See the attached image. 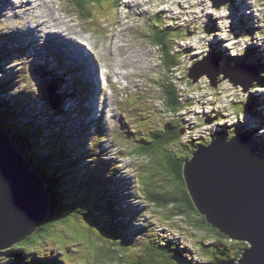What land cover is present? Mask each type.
<instances>
[{"label": "rangeland", "instance_id": "374dc122", "mask_svg": "<svg viewBox=\"0 0 264 264\" xmlns=\"http://www.w3.org/2000/svg\"><path fill=\"white\" fill-rule=\"evenodd\" d=\"M67 1V3H64L63 0H60V3L62 5L69 4V0ZM232 1H234L233 5L235 7H240V10H237V12H240L238 16L234 14V8L231 3L224 5L225 7L216 9L210 0H171L172 4L169 3V0H142L141 7L147 11V14L144 17L141 14L132 16L134 19L129 20V23L125 25L126 29L124 30L125 34L123 37L130 41L128 47L130 49H138V53L140 54H143L140 49H144L147 52L150 49V58H152L150 62H153L144 70L143 74H141L142 76L136 78L135 83L126 80L125 82L128 83L126 87L122 85L123 80L118 82L115 77H112L113 72L123 71L124 68L120 67L116 61L118 48H112L111 43L113 39L109 38L108 41L105 32L116 33L118 31L113 30L117 27V17L119 14L128 16L131 12H134V10L128 7L133 0H120L118 6H114L111 1L92 5L91 9L83 10L87 15V19L84 18L83 21L82 17L80 19L76 18L82 25L90 23V26L85 28V42L87 45L93 47L100 65L106 62L110 66L108 67L110 68L108 80L112 82V87L106 86L101 79L96 82L95 77L94 81L97 85L93 86V80L90 83L91 77L79 65L78 59L75 61L67 59L65 52H61V54L53 51L50 54L51 59L46 57L47 59L44 61L40 60L38 56L35 57V51L39 50L44 54L46 53V44H41L40 40H36L38 35L42 39L47 38L43 29L32 33V39L36 40L37 44H30L33 49L29 52H27L28 50L19 53L12 51L15 49L13 48L15 46L14 38H11L9 41L11 50H0V54L7 55L4 62L3 55H1L2 60L0 64L4 72L0 74V77L6 73L5 77L11 79L8 86L9 90L4 96L11 98L14 104L23 106L21 107L22 109L17 108V114H20L23 118L22 122L25 124L35 122L37 126H44L47 129L46 131L49 132L50 138L47 140L48 137L42 134V142L47 140L46 142L55 143V141L61 140L64 136L62 142L58 143L57 146L55 144H48L45 147L52 148L55 158H63V155H65L64 150L67 151L65 160L68 164L67 157H69V154H75V152L88 153L90 150L93 152L91 155L86 154L81 164L76 167L79 172L75 174L76 177L74 179L69 178L68 171L65 172L66 177L64 182L72 183L78 181L85 183L83 180H79L87 171L86 169L84 170V167L87 169L93 168L99 160L98 156L101 159H107V161L114 159L115 163H117V176H121L122 180L125 181L124 184H120L122 187H118L117 185L114 188L113 186L109 187V192L113 195L114 201L111 199L107 204L109 203V207L113 208L114 218L112 216L113 212L105 210L107 206L104 202H102L101 208L97 207L101 213L94 215V218L89 213H86L90 210L86 209L87 204H83L77 209H70L66 213L67 219L60 225L33 235L32 242L26 244L25 247V253L30 252V255H25L28 260L38 257L43 262L45 258L48 260L52 259L51 257L53 256L61 264H124L123 260H118L117 256L112 257L114 259H110L103 251L114 248L117 240L119 241L120 239L118 238L119 236H126L128 239L136 236V240H138L141 237L139 233H141L142 227H145L146 231H153L154 239L157 240L156 242H166L170 246H178L175 244V239H178V244H184V247L189 250L186 256L191 258L196 254V256L201 257V264H208V262L212 261L211 258L209 260L206 258L207 254L201 249L202 243L224 245L229 248L228 250L232 259L238 258L236 257V253L240 246H247L245 241L243 242L244 244L234 240L228 242L227 239L229 238H222L211 230L198 228L197 223H199V218L195 214H189V216L184 214L179 215L180 211L177 207L161 204L160 206L162 207L158 208L145 198L144 193L146 192L142 189L140 182H148L150 186L148 187L147 183V189H152L153 191L165 189L172 192L175 190L174 183L166 177L161 156H167L169 151L173 149L177 152H181L182 149L187 150L188 147L184 146L183 143L189 138H186V136L182 137L183 143L179 141L174 144L173 148L165 145L162 147L160 145L155 152L147 156L136 153L135 149L138 146L135 145L134 141L136 139H147L151 135V130L161 128L160 126L166 121H173L177 116L167 111L163 102V97L168 92L166 91V87L170 85V80L174 77H172V73L166 71L162 66L160 62V50L156 44L153 43V46L150 39L152 31L149 26L154 25L155 14L161 13L162 15L158 16V20L164 23H170V20L174 18V21H172L173 26L181 30H171L170 33L172 35H182V31H186L185 38L177 40L176 43V46L183 50V54L187 52V56L182 64V69L176 74L177 79L175 82L183 89L182 94L186 96L187 101L191 102L194 100V104L185 107L178 114L180 115L179 120H182L186 124L190 122L194 124L198 120L211 116L214 112L213 109L227 107L226 93L234 91L227 83H222L215 92V95H212V90L206 86V82L204 81L199 80L195 85L189 86L184 80V70L190 65L195 55L196 57L203 56L209 51V42L218 43L222 48H226L224 47V42L226 45H233V52L238 53L242 52L247 45L250 46L251 43L259 47L261 45L264 46V35L261 32V23H264V0H247L246 2L242 1V3L241 0ZM16 3L18 2L15 0ZM18 4H21V10L18 7L14 11L15 13L9 14L10 9L7 7L5 17L0 16V38H8L12 33L14 34L15 32L13 31L15 29L25 24L27 16L30 18V22H32L34 13H23L27 9L26 5L21 2ZM169 5L172 6V11H168ZM101 6L103 7L100 8ZM52 7H54V1L50 0L47 8L53 11ZM245 10H247L245 14L251 19L252 17L258 18V25L257 22L253 23L254 21L249 19L248 23L242 24L243 21L241 19ZM224 14H227V17H223ZM61 19L70 24H72V21L76 23L67 12L64 13V16H61ZM61 19H57L56 21L60 22ZM33 24L38 26L36 20L33 21ZM60 25L62 26V24ZM213 25H218L220 29H216ZM104 27H106L105 31L102 30ZM251 28H255L253 29L254 31H251ZM21 32H24V30L21 29ZM114 39L116 44H120L123 41L122 38ZM235 39V43L230 41ZM22 41L28 43L31 40L30 38H26V40L23 39ZM103 41L106 42L103 43L104 47H109L105 53L101 50ZM3 43L5 44V41ZM62 47L64 46L57 44L54 46V49ZM82 51H84L83 48H77L78 58L84 64H93L94 61L90 57H88V60L80 57ZM129 55L122 54L123 63ZM24 57H27V61H25ZM60 58L63 61L62 66L58 63ZM32 62H35L36 65L23 68L24 64ZM49 67L62 72L61 75H67L63 76L61 89L66 88L70 96L67 98L68 100H65L66 102L62 111L50 108L46 100V84L50 80V77H48L50 69H47L45 73L44 68ZM92 67L95 71V66L92 65ZM129 72L135 74L134 69H131ZM36 73L42 76L45 73V77L39 78L40 76ZM86 76L88 77L86 78ZM164 76L166 77L164 78ZM76 79L79 80L78 85L75 83ZM64 82H67V84L63 85ZM98 86H101V90L104 92L102 97L106 101L99 94L97 90ZM103 86H106V88H103ZM144 88L148 90L145 91ZM74 91H77L75 95L71 94ZM261 92L264 93V88ZM22 94H25L26 97L23 98ZM92 102H95V107L94 105L92 107ZM76 103L77 105L74 106ZM108 104H111L113 110L106 109ZM75 111L77 112L74 115ZM108 113L112 115L108 116ZM215 122L216 120L213 121V123ZM46 123H52V125L47 126ZM253 124L257 126L258 122H254ZM208 127L195 129L190 126L187 128V135H198ZM98 130L100 131L99 133ZM52 132L54 135L51 134ZM98 134L101 140H99V145L96 147L92 144L94 137H98ZM253 141L257 147L259 142H255V138ZM111 145L113 149L109 154H102ZM118 153L120 154V158L117 157V161L115 157ZM49 161L54 162V159H49ZM74 163L73 161L72 164ZM152 169H160V171L158 174L152 176ZM77 175L82 176L77 178ZM104 181V183L107 182L106 178ZM89 185L93 186L94 184L90 183ZM100 185L106 186L103 183ZM113 189H117V191ZM119 214H123V219L119 218ZM104 220L115 223L111 224L112 226L108 224V227L112 229L111 231L115 232L113 239L115 242L108 238ZM39 235L41 238H37ZM189 241L191 244L194 243L192 247L188 246L190 245ZM11 247L7 249V258L9 260L11 258ZM117 247L121 249L120 245H117ZM176 255L178 261L173 258L172 262L182 264L179 261L178 254ZM131 258L135 257L132 256ZM131 258L124 256L125 264ZM18 260L15 262L16 264L25 263L22 258Z\"/></svg>", "mask_w": 264, "mask_h": 264}, {"label": "water", "instance_id": "95a60500", "mask_svg": "<svg viewBox=\"0 0 264 264\" xmlns=\"http://www.w3.org/2000/svg\"><path fill=\"white\" fill-rule=\"evenodd\" d=\"M211 1L219 7L229 0ZM215 65L213 57L205 58L190 68L188 76L194 82L205 74L216 86L220 71ZM254 74L232 67L223 71V78L247 88ZM48 101L52 107L59 105L55 86H49ZM247 141L244 133H237L230 140L218 137L200 147L187 163V190L208 223L231 239L248 243L235 264H264V156ZM48 202L40 178L0 127V264H14L7 249L35 232Z\"/></svg>", "mask_w": 264, "mask_h": 264}, {"label": "trees", "instance_id": "16d2710c", "mask_svg": "<svg viewBox=\"0 0 264 264\" xmlns=\"http://www.w3.org/2000/svg\"><path fill=\"white\" fill-rule=\"evenodd\" d=\"M102 2L103 0H78L75 4L76 8L82 13H84L83 10H87L88 4H91L92 2ZM82 13V14H83ZM85 14V13H84ZM83 14V15H84ZM85 16V15H84ZM167 33L168 32H160L161 35H158L156 37L157 40H154L155 43H157L160 46V52L162 55V65L168 66L170 63L174 62V57L171 55L172 52L168 48L167 40ZM1 82V81H0ZM5 87V84H3ZM2 87L0 85V95H4L3 91H6V88ZM167 94H168V106L171 110L176 109L177 106V98L175 92L167 86L166 88ZM3 99H6L4 97H0V127L4 130L6 136L9 138V140L13 143L16 149H18L19 153L22 155L29 167L31 166L33 171L35 173H38L43 180V184L45 187V190L47 192V195L49 197V202L47 206V214L42 221V223L39 225V227L35 230V232L26 237L21 242L16 243L11 248V258L10 260L13 262L19 261L18 259L22 258L26 262V264H56L57 262L60 263V261L53 256L52 259H46L41 262L39 258L36 260L32 259L28 260L25 255L29 254L25 253V247L26 244L32 242V238L34 234L42 233L46 229L55 228L58 225H60L62 222H64L67 219L66 213L70 209H77L81 207L83 204H87L86 209L88 210L86 213H89L91 216L98 215L101 212L98 210L97 207H102V202L105 203L107 208L105 210H109L113 212L112 216H114V210L112 207H109V200L112 199V194L109 192V186H111V182L107 177V175L97 166L96 169L88 170L84 174V179L88 181H93L96 186H87L86 183H80V182H72L67 183L64 182L65 179V168L68 164L66 162V157L64 155L63 158H57L55 161V154L52 150V148H46L45 142H42V134L43 129L41 126H37L35 122H30L25 125V127H21L24 129L20 130V134H16L13 129L12 121L15 119L17 121L18 117L20 115H17L16 108H21L18 106V104H14V101L6 102ZM7 101H10L6 99ZM20 112V111H19ZM16 123V122H15ZM14 123V124H15ZM19 124H21L19 122ZM35 125V126H34ZM52 125V123H51ZM33 126V127H32ZM40 135V136H39ZM41 137V138H40ZM179 139V129L176 128V126H172L168 124L163 131H151L150 137L147 139H144L145 144L140 145L137 149H135L137 154H150L155 152L158 149V145L161 146L164 145V143H172L177 142ZM142 143V142H141ZM163 147V146H162ZM47 150V151H46ZM41 151V152H39ZM173 153V152H172ZM190 154H185L183 156H177L176 154H168L167 156H161V160L163 162V168L164 172L167 175L166 177L170 179L171 182L174 183V191L170 192L165 189H160L159 191H153L152 189H147V183H145L146 192L147 195H145V198L150 201L155 206H160L161 204L165 205H173L179 209L178 214H185L189 216V214H195L196 217L199 218V223H197L198 227L201 229H207L213 231V233H216L223 237H228V235L220 232L218 229L213 227L210 223H208L205 219V217L199 213L197 210L192 197L190 193L187 190V179H186V168L187 163L189 162ZM54 159V162H50L49 159ZM43 162V163H42ZM73 160L71 159L68 164L69 172V178L74 179L75 176L72 175L73 171L71 172V169L73 168L72 164ZM70 165V166H69ZM52 171V172H51ZM78 171V170H76ZM82 176V175H81ZM81 176L77 175V178H80ZM83 177V176H82ZM106 178V183H104V179ZM110 178L112 176L110 175ZM102 180V182H101ZM152 182V180H151ZM105 184L103 185H98ZM113 184H116V182H113ZM150 184L148 183V187ZM155 202V203H154ZM166 207V206H164ZM105 223L111 225L109 221ZM112 226V225H111ZM113 235H115V232H112ZM145 233V232H143ZM150 236V235H148ZM120 239L118 244L121 246V248L128 251L130 249V252L132 253H122L121 256H119L116 252L113 251V249H108L106 251V255L110 257V259H114L112 257L117 256L118 260H123L124 256H127L128 258H131L132 256L135 258H131L127 261V264H154L156 257H159L161 260V257H164L166 255L165 246H157V244L153 245V242L150 240L148 243V238H145V242L143 243V248L139 247L136 249L132 244V240H128L125 236H119ZM37 238H41L39 235ZM36 238V239H37ZM124 239V241H122ZM129 244V246H128ZM20 245V246H19ZM22 245V246H21ZM156 245V246H155ZM244 247L239 248L237 251L236 257L240 256V253H244ZM163 250V251H162ZM169 251V249L167 248ZM224 252V251H223ZM136 254V255H135ZM224 254V253H222ZM160 255V256H159ZM226 258L218 259V257H215L217 259L212 264H218L220 262H224L225 264H235L234 259H229L228 256H225ZM127 260V259H126ZM16 264V263H15ZM21 264V263H19ZM161 264H169L168 258L164 259V262Z\"/></svg>", "mask_w": 264, "mask_h": 264}, {"label": "bare ground", "instance_id": "6f19581e", "mask_svg": "<svg viewBox=\"0 0 264 264\" xmlns=\"http://www.w3.org/2000/svg\"><path fill=\"white\" fill-rule=\"evenodd\" d=\"M16 1L18 3L21 2V3L26 5L27 9L25 11H23V13H25V12L26 13H30V14L34 13V15L32 17V22H30V18L28 16L25 18V24H22V26L20 27L21 29L24 30V32L22 34H20V35L18 34L17 36H15V38L10 35V39L14 38L15 46H13V48H20V49L28 50L27 52L31 51L33 49V47L30 46L29 44L32 43V44L36 45L37 44L36 40H31L28 43L23 42L24 44L22 46L19 45V44L22 42L23 39H25V37L28 34H29L30 37H33L32 33L37 31L38 29H43L44 33L48 36L49 46H48V49H46V53L45 54L42 53V57L46 55L45 57H48L49 59H51L50 52H53L54 46L57 45V44L61 45V46H64V52H65L66 58L67 59H72L73 61L78 59L79 65L81 67H83L86 70V72L90 75V77H91L90 83H92V80H93V82H94V83H92L93 86L97 85L96 82H97V80L99 81V77L100 76L107 81V83H106L107 86L109 84L112 85V82H110V80H108L109 79L108 71H110V68H108V67H110V66L106 62H105V64L100 65L99 62H98V59L96 58L95 53L93 51V47L87 45L86 42H85V40H86V36L84 34L85 28H88L90 26V23H84V25H82L81 23L78 22L77 19H80V17H83L84 15H86V14L83 15L82 13L78 14L79 10L76 8V6L74 4L78 0H69V4H63V5L60 3V0H53L54 1V7H52L53 11L51 9L47 8L48 2L50 0H16ZM63 1H64V3L68 2L67 0H63ZM115 1H117V0H112V3H114ZM242 1L246 2L247 0H241V3H242ZM141 2H142V0H133V2L128 5L129 8L134 10V12H131L130 15H128V16H124L122 14L118 15V17H117L118 21L116 22L117 27L114 28V29L112 27L113 30H118L116 33L105 32L106 39L108 37V39H107L108 41H109V38L113 39V41L111 43L112 44V48L113 47H117L118 48V50H117V54L118 55H117L116 61H117L118 65L120 67L124 68L123 71L113 72L112 77H115L118 82H121V80H123L122 85L124 87H126L128 85V83L125 82L126 80H128L131 83L132 82L135 83L136 80H137L136 78L142 76L141 74H143L144 70L147 67H149V65H151L152 62H153V61L150 62L151 61L150 59H152V58H150L151 57L150 49H148L149 52H147L144 49H140L142 51V53H143V54H140V53H138V49H130L128 47V43H130V41L127 38L123 37V35L125 34L124 30L126 29L125 25L127 23H129V20L134 19L132 16L141 14V16L144 17L147 14V11H145V9H142ZM18 3L15 4V0H0V16L5 17V14L7 12V7L10 9L9 14L14 12V11H16L18 7L21 10L22 9L21 8V4H18ZM169 3L172 4L171 0H169ZM56 4H57V6H55ZM96 4H103V3L95 1V2H92L91 4H88V5H86V3H85V6H87V10H88V9H91L92 5H96ZM102 7L103 6H101L100 8H102ZM170 10L172 11V6L171 5H169L168 11H170ZM66 12H67V14L69 16H71L76 21V23L74 21H72L71 22L72 24H70V23L64 22L61 19V16H64V13H66ZM161 15H162L161 13L155 14V21H154L155 23H154V25L149 26L151 31L168 32L170 30L171 26H173L172 21H174V18L170 20L171 21L170 23H164L163 21H159L158 20V16H161ZM8 16H6V17H8ZM223 17H227V14H224ZM254 18L255 17H252V20H254ZM21 19H23V18H21ZM57 19H61L60 22H57L56 21ZM34 20H36L38 26L33 24ZM60 24H62V26ZM213 26L216 29H218V30L220 29L218 27V25H213ZM105 28L106 27H104L102 30L105 31ZM108 28H110V27H108ZM253 29H255V28H253ZM17 30H18V28L15 29V31H17ZM251 31H254V30H251ZM114 38H116V39L122 38L123 41L120 44H116V41H115ZM103 43H106V42H104V41L102 42L101 50H102L103 53H105L106 50L109 47H107V48L104 47ZM224 44H226V43L224 42ZM75 45H78V46H75ZM145 46H147V45H145ZM77 48H83L84 51H82V54H80V57L83 58V59H87V60H88V57H90L94 61L93 64H84L82 62V60L78 58L79 54H78V52H76ZM252 48H254L253 45H252ZM40 52L41 51H39V50L35 51L34 56L37 57V54H39ZM122 54H127V55L130 54L129 57L126 56L127 59L125 60L124 63L122 62ZM42 57H41L40 60H43ZM195 57H196V55H195ZM24 59H25V61H27V57H24ZM147 59H148L149 62L147 61ZM144 64H147V65L144 66ZM219 64L222 65V66H226V62L220 61ZM35 65H36L35 62H32L30 64H24L23 68H26L28 66H35ZM92 65L95 66V68H94L95 71L93 70ZM216 66H218V65L216 64ZM232 66H236V65L233 64ZM100 69H101V71L99 72ZM131 69L135 70V74H131L129 72ZM144 75H146V74H144ZM63 76H67V75L65 74ZM87 77L88 76H86V78ZM94 77L96 79V82L94 81ZM0 81H2V80L0 79ZM141 83H142V81H141ZM258 86H259V84L253 83V89H257ZM97 90H98L99 94L102 97L104 92H103V90H101L100 86H98ZM144 90L147 91L148 89L144 88ZM64 93L67 94L66 88L64 89ZM66 100H68V99L66 98ZM103 100L106 101L105 98H103ZM24 103H25V101H24ZM93 105L95 107V102H92V107H93ZM19 107H23V106L20 105ZM20 109H22V108H20ZM106 109L107 110H113V107L111 106V104H108L106 106ZM111 115L112 114L108 113V116H111ZM241 129H242L241 132L246 135L247 140L250 142V144L252 146H255L254 141L249 140L248 132H246L247 129L244 128L243 122L241 123ZM252 137H253V135H252ZM253 139H254V137H253ZM144 144H145V142L140 143V145H144ZM75 145H76V143H75ZM162 146L164 147V145H162ZM60 151H62V150H60ZM118 156L120 158V154L119 153H118ZM106 157H107V155H106ZM86 170L88 171V169H86ZM36 174L40 178V181H41V183H42V185L44 187L43 180L41 179L40 175L38 173H36ZM82 180L87 185H89L90 183L94 184V182H91V181H88V180H85V179H82ZM98 185H100V183H98ZM117 186L119 187L121 185L117 183ZM44 189H45V187H44ZM112 199H113V197H112ZM113 201H114V199H113ZM119 218L123 219V214H119ZM104 224L108 226L107 223H104ZM11 262L14 263L13 261H11ZM24 264H26V262Z\"/></svg>", "mask_w": 264, "mask_h": 264}]
</instances>
